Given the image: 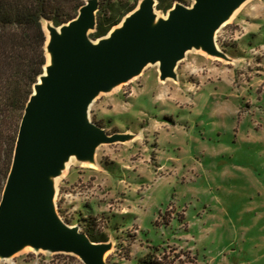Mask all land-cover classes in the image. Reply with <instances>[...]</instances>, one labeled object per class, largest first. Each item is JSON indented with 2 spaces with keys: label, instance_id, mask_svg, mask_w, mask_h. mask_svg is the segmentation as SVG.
<instances>
[{
  "label": "rangeland",
  "instance_id": "rangeland-1",
  "mask_svg": "<svg viewBox=\"0 0 264 264\" xmlns=\"http://www.w3.org/2000/svg\"><path fill=\"white\" fill-rule=\"evenodd\" d=\"M215 44L230 61L190 51L175 81L147 66L89 108L107 134L134 138L99 147L95 169L72 158L54 202L68 225L94 222L112 244L106 264L150 253L168 264H264V0L246 1ZM0 264L82 263L26 249Z\"/></svg>",
  "mask_w": 264,
  "mask_h": 264
},
{
  "label": "water",
  "instance_id": "water-1",
  "mask_svg": "<svg viewBox=\"0 0 264 264\" xmlns=\"http://www.w3.org/2000/svg\"><path fill=\"white\" fill-rule=\"evenodd\" d=\"M248 0L175 3L157 16L156 0H140L105 36L92 40L98 0H85L77 15L54 27L45 22L46 64L32 86L18 126L11 163L0 196V260L24 249L106 264L110 242H92L64 223L55 206V181L73 158L96 164L99 147L132 140L107 134L91 122L89 108L101 94L157 66L158 80H176L187 52L230 61L215 35Z\"/></svg>",
  "mask_w": 264,
  "mask_h": 264
},
{
  "label": "trees",
  "instance_id": "trees-1",
  "mask_svg": "<svg viewBox=\"0 0 264 264\" xmlns=\"http://www.w3.org/2000/svg\"><path fill=\"white\" fill-rule=\"evenodd\" d=\"M137 1L130 4L128 0H98L96 26L89 37L97 40L105 36L135 8ZM156 1V10L162 13H166L176 2ZM84 2L85 0H0V196L24 107L32 93V86L46 64L43 23L49 22L54 27L67 23L77 15ZM59 217L61 218L60 215ZM80 221L83 225L76 227L92 242H106V237L97 236L94 232L93 221L86 218ZM165 259L164 256L157 258L150 253L137 264H168Z\"/></svg>",
  "mask_w": 264,
  "mask_h": 264
},
{
  "label": "bare ground",
  "instance_id": "bare-ground-1",
  "mask_svg": "<svg viewBox=\"0 0 264 264\" xmlns=\"http://www.w3.org/2000/svg\"><path fill=\"white\" fill-rule=\"evenodd\" d=\"M232 18V17H231ZM202 53V52H201ZM69 163H70V161L66 164V167H65V169H64V171H63V173L62 174H64L67 170H68V168H69ZM83 166H85V167H87V168H92V169H95V165L94 164H82ZM26 249H28V248H26ZM26 249H24V250H26Z\"/></svg>",
  "mask_w": 264,
  "mask_h": 264
},
{
  "label": "built area",
  "instance_id": "built-area-1",
  "mask_svg": "<svg viewBox=\"0 0 264 264\" xmlns=\"http://www.w3.org/2000/svg\"><path fill=\"white\" fill-rule=\"evenodd\" d=\"M66 197H67V193H64V195H63L62 198L66 199ZM60 219H61V218H60ZM61 220H62V219H61Z\"/></svg>",
  "mask_w": 264,
  "mask_h": 264
}]
</instances>
